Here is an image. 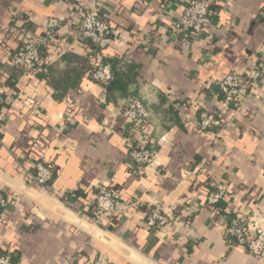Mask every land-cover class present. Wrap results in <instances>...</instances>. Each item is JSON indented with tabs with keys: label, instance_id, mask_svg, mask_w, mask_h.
Masks as SVG:
<instances>
[{
	"label": "crops",
	"instance_id": "obj_1",
	"mask_svg": "<svg viewBox=\"0 0 264 264\" xmlns=\"http://www.w3.org/2000/svg\"><path fill=\"white\" fill-rule=\"evenodd\" d=\"M185 4L0 0V184L8 199L0 250L11 252L14 264H88L99 257L106 264H264L227 236L224 212L207 204L222 183L237 209L264 215V0H217L196 38L177 30ZM76 7L100 8L114 26L103 56L134 66L128 95L109 99L88 73L79 81L72 56L86 57L91 46L80 25L66 23ZM51 16L64 18L63 26L42 49L38 74L22 79L11 57ZM256 61L262 78L239 107L221 111L220 80L244 75ZM21 95L32 96L35 107ZM133 96L147 105L149 120L134 123L121 113ZM219 109L221 127L201 129L200 113ZM150 138L155 156L135 171L128 150ZM39 158L54 165L50 185L29 179ZM103 185L122 194L106 228L89 221ZM132 198L138 207L127 206ZM153 203L176 224L147 228Z\"/></svg>",
	"mask_w": 264,
	"mask_h": 264
},
{
	"label": "built area",
	"instance_id": "obj_2",
	"mask_svg": "<svg viewBox=\"0 0 264 264\" xmlns=\"http://www.w3.org/2000/svg\"><path fill=\"white\" fill-rule=\"evenodd\" d=\"M217 0H186L185 8L177 30L191 38L199 37L210 24L211 12ZM66 23L81 27L84 35L94 36L97 43L105 44L110 41L114 26L104 19L100 14V8L84 9L76 7L65 18ZM64 18L58 16L49 17L40 33L32 32L23 40L16 52L11 57V64L19 71L22 79H31L37 73V67L41 61L42 47H46L54 40L57 31L63 26ZM264 51V48H263ZM102 55L93 62V68L88 77L99 83L104 90L114 78L112 67L104 63ZM263 66L261 62H255L251 69L244 75L230 72L218 83V91L222 95L220 109L228 110L232 105L240 106L251 87L262 78ZM23 96V97H22ZM25 105L29 109L35 107L34 98L25 97ZM203 111L199 115V127L203 130L218 129L223 124L221 111ZM121 113L131 119L134 123H143L149 120L150 110L139 98L133 97L120 109ZM1 128V127H0ZM0 132V145L1 141ZM149 139L145 143L133 144L128 150V156L132 168L141 170L152 162L155 152ZM29 179L42 186L50 185L54 178V165L50 161L37 159L31 170L28 171ZM122 194L113 185H103L94 194L92 214L89 221L100 227L106 228L105 222L118 213L119 202ZM226 203L225 209L221 210V204ZM7 196L0 184V223L3 218ZM207 204L216 213L225 214V222L221 224L227 236L234 242L244 246L251 254L264 260V215H259L253 210L237 209L235 198L229 195L228 187L222 183L214 185L207 197ZM237 204V205H236ZM140 205L139 199L132 198L127 206L136 208ZM176 224V219L167 209L159 204L153 203L145 217V225L149 229L160 230L161 228ZM215 225H220L218 221ZM0 264H14L11 252L0 250ZM88 264H106L104 257L94 259Z\"/></svg>",
	"mask_w": 264,
	"mask_h": 264
},
{
	"label": "trees",
	"instance_id": "obj_3",
	"mask_svg": "<svg viewBox=\"0 0 264 264\" xmlns=\"http://www.w3.org/2000/svg\"><path fill=\"white\" fill-rule=\"evenodd\" d=\"M85 36L88 40V43L91 46V51L88 53V55L86 57L72 56L74 59L78 60L77 64L79 66V81L81 80L82 75H84L85 73L87 74L92 70L94 60L96 58H98L99 55H102V57H103L102 61H104V63H109L111 65L113 73H114L113 80L106 87L108 98L109 99H115L116 93H119L121 95H128V86L130 84H132V82L134 81L133 80L134 75L132 76V74H131V71H132L134 66L125 63L123 61V59H121V58L108 59V58L104 57L103 56V50L106 47V43L105 44L104 43L103 44L97 43L95 41L94 36H92V35L91 36L85 35ZM26 37L27 36L25 35V37L21 40L19 46L22 44L23 40ZM43 48L44 47H42V49ZM42 61L43 60H42V56H41V61L37 67V73L36 74H38V72H39L40 66L42 65ZM1 95H3V94L0 93V97H1ZM4 102H5V100L2 101V99L0 98V107Z\"/></svg>",
	"mask_w": 264,
	"mask_h": 264
}]
</instances>
